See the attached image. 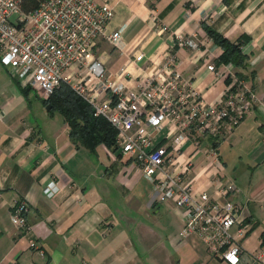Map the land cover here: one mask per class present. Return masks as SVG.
Listing matches in <instances>:
<instances>
[{"label": "crops", "instance_id": "crops-1", "mask_svg": "<svg viewBox=\"0 0 264 264\" xmlns=\"http://www.w3.org/2000/svg\"><path fill=\"white\" fill-rule=\"evenodd\" d=\"M95 1L112 7L106 31L121 27V32L116 45L100 37L93 55L109 79L126 86L152 73L170 50L182 77L206 101H215L226 74H217L224 68L214 61L220 48L201 21L227 38L248 36L241 46L247 55L243 72L253 71L245 81L255 100L214 146L199 138L187 178L211 190L212 148L223 175L239 187L249 222L236 264H264V0ZM175 33L193 35L198 45L170 47ZM139 52L143 56L135 60ZM210 62L215 70L206 68ZM41 99L31 88L24 95L0 63V264H227L211 256L196 233L178 235L180 209L171 200H153L150 182L129 158H116L102 144L94 152L75 146L62 116L47 112ZM162 136L163 130L153 142ZM49 183L55 187L51 195L43 191ZM17 199L27 204L28 234L42 255L9 219L10 203Z\"/></svg>", "mask_w": 264, "mask_h": 264}, {"label": "built area", "instance_id": "built-area-1", "mask_svg": "<svg viewBox=\"0 0 264 264\" xmlns=\"http://www.w3.org/2000/svg\"><path fill=\"white\" fill-rule=\"evenodd\" d=\"M22 0H0V63L20 85H27L46 98L61 81L85 100L94 115L102 116L115 129V143L152 187L153 200H171L182 213L180 237L196 233L208 253L227 264H236L241 240L249 222L244 221L240 190L234 180L223 175L210 148L208 184L211 190L187 178L191 154L199 138L216 141L228 133L251 108L255 94L238 79L231 63H223L225 83L215 101H206L176 70L169 50L156 69L134 86L109 79L94 57L97 40L104 37L112 45L120 39L121 27L106 31L112 15L108 2L95 0H40L35 8L23 11ZM165 30V26L160 27ZM198 45L193 35L172 34L170 47ZM142 52L134 56L141 59ZM206 68L215 70L212 62ZM121 71L118 73V76ZM163 130L158 143L153 142ZM209 140V144L211 141ZM191 146V148H188ZM54 185L43 191L51 195ZM55 188V187H54ZM9 219L27 234L28 247L43 253L29 233L27 204L12 200Z\"/></svg>", "mask_w": 264, "mask_h": 264}, {"label": "trees", "instance_id": "trees-1", "mask_svg": "<svg viewBox=\"0 0 264 264\" xmlns=\"http://www.w3.org/2000/svg\"><path fill=\"white\" fill-rule=\"evenodd\" d=\"M39 1L22 0L20 7L23 11H29L35 8ZM201 26L207 36L220 48V52L214 59L215 63H231L237 67L235 75L238 79L245 80L251 77L253 71L243 72L247 66V55L241 50V46L248 40V36L240 33L234 38H227L202 21ZM224 80L228 82L229 78L225 77ZM20 86L24 95L30 89L27 85ZM41 101L44 105H50L47 112L57 110L61 114L68 127V138L75 146L81 145L94 152L96 146L102 144L112 151L116 158L120 157V152L115 143V129L104 117L94 115L89 104L77 96L67 83L61 81ZM215 142L211 141L212 146L215 145ZM126 161L128 162L129 159ZM260 236L264 240L263 231L260 232Z\"/></svg>", "mask_w": 264, "mask_h": 264}, {"label": "rangeland", "instance_id": "rangeland-1", "mask_svg": "<svg viewBox=\"0 0 264 264\" xmlns=\"http://www.w3.org/2000/svg\"><path fill=\"white\" fill-rule=\"evenodd\" d=\"M30 95H32V91H30ZM54 114H55V115H61L60 113H58L57 110H54Z\"/></svg>", "mask_w": 264, "mask_h": 264}, {"label": "water", "instance_id": "water-1", "mask_svg": "<svg viewBox=\"0 0 264 264\" xmlns=\"http://www.w3.org/2000/svg\"><path fill=\"white\" fill-rule=\"evenodd\" d=\"M49 106H50L49 104H46V105H45V109H48V108H49Z\"/></svg>", "mask_w": 264, "mask_h": 264}]
</instances>
